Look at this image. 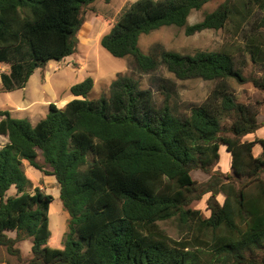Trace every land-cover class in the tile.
I'll list each match as a JSON object with an SVG mask.
<instances>
[{"label":"trees","instance_id":"1","mask_svg":"<svg viewBox=\"0 0 264 264\" xmlns=\"http://www.w3.org/2000/svg\"><path fill=\"white\" fill-rule=\"evenodd\" d=\"M94 1L0 0V64L9 66L0 75L3 91L24 88L37 67L72 55L82 7ZM211 1L137 0L101 39L112 56L132 58L140 73L164 67L180 80L217 82L189 115H176L167 102L158 107L151 90L121 74L109 96L87 98L91 77L73 85L74 99L61 108L51 103L36 124L0 110V135L8 139L0 149V247L20 257L16 245L30 240L32 264H264V139L243 140L260 127L259 109L238 103L227 89L229 80L250 81L264 93V74L243 78L229 51L185 55L156 44L146 54L139 48L141 36L164 26L190 36L222 29L236 17L248 21V5L256 3L263 15L244 41L253 63L264 65V0H239L242 10L225 0L190 24V14ZM225 116L232 117V136L221 134ZM221 144L231 153V174L215 170ZM24 160L59 185L70 217L62 248L48 245L54 197L29 190ZM194 170L209 180L199 184ZM206 194L204 218L189 206ZM176 216L187 225L184 239L159 226Z\"/></svg>","mask_w":264,"mask_h":264},{"label":"rangeland","instance_id":"2","mask_svg":"<svg viewBox=\"0 0 264 264\" xmlns=\"http://www.w3.org/2000/svg\"><path fill=\"white\" fill-rule=\"evenodd\" d=\"M137 0H95L83 6L81 15L83 24L76 34L75 52L64 60L50 61L45 66L37 67L24 88L11 92L3 91L0 76V110L8 111L13 118L26 119L36 124L43 119L51 103L64 107L74 99L70 88L91 77L94 86L87 96L88 99L109 96L111 83L119 74L128 76L137 81L141 88L151 90L155 104L160 107L168 103L178 116L189 115L191 110L205 102L214 90L217 82L202 79L180 80L166 68L159 67L154 72L143 74L135 67L132 58H116L101 46L102 37L110 31L113 24ZM225 0H214L203 6L199 11H193L188 21L190 24L201 21L206 13L215 10ZM239 10H242L239 0H230ZM251 10L248 21L235 18L226 27L219 30H204L194 35H186L184 28L164 26L153 32L143 35L139 40V48L146 54L152 51L156 44L165 50L185 55L195 54L197 51H229L235 57V64L243 78L250 79L264 74V65L253 63L250 54L245 48V35L254 34L253 24L262 17V11L256 3L248 5ZM264 35V28L261 29ZM259 29L258 32H261ZM9 66L0 64L1 73H7ZM227 89L241 104H256L259 109L258 121L260 127L256 132L246 135L243 140L253 141L256 138L264 139V93L257 89L252 82H238L229 80ZM1 119V118H0ZM231 116L222 120V135H229L228 127L232 123ZM6 145L0 135V149ZM261 146H255L254 153L258 155ZM220 160L215 170L226 175L231 174V153L224 144L220 145ZM37 161L44 164L43 158ZM23 170L31 181L32 191L39 187L45 193L51 194L54 201L48 209L49 229L51 238L48 245L51 248H62L65 235L68 231L69 214L63 209L59 197V185L54 177L34 169L28 161H23ZM47 171L51 168L47 167ZM192 178L199 184L205 183L210 176L201 170L191 172ZM10 192H14L11 189ZM211 194L202 196L193 201L189 208L199 210L204 218L209 217L207 201ZM222 203L223 197L216 196ZM159 226L173 239L188 237L187 225H183L179 217L159 222ZM14 236V233H8ZM16 247L20 250V257L9 254L4 247H0V264H32L31 241L19 242ZM247 255H250L247 253ZM262 251H257L255 257H260Z\"/></svg>","mask_w":264,"mask_h":264},{"label":"crops","instance_id":"3","mask_svg":"<svg viewBox=\"0 0 264 264\" xmlns=\"http://www.w3.org/2000/svg\"><path fill=\"white\" fill-rule=\"evenodd\" d=\"M1 118V117H0ZM2 119V118H1ZM0 119V120H1ZM3 137V139H5V141H6V143L8 142V139L6 138V137H4V136H2Z\"/></svg>","mask_w":264,"mask_h":264},{"label":"water","instance_id":"4","mask_svg":"<svg viewBox=\"0 0 264 264\" xmlns=\"http://www.w3.org/2000/svg\"><path fill=\"white\" fill-rule=\"evenodd\" d=\"M73 40H74V42L76 43V42H77V37L74 36V37H73Z\"/></svg>","mask_w":264,"mask_h":264}]
</instances>
